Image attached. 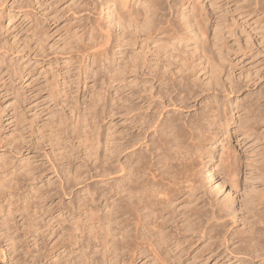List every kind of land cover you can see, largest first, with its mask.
Returning a JSON list of instances; mask_svg holds the SVG:
<instances>
[{"label": "rangeland", "instance_id": "rangeland-1", "mask_svg": "<svg viewBox=\"0 0 264 264\" xmlns=\"http://www.w3.org/2000/svg\"><path fill=\"white\" fill-rule=\"evenodd\" d=\"M135 1L132 0L130 3L134 2L138 5V1ZM204 1L203 4L201 0L199 1L198 11L201 8L200 12L205 18L209 13L208 19L202 18L203 20H201L208 28L209 38H213L217 28L214 25L220 26L222 14L226 13L228 18L231 15L229 22L235 18L239 24H242L240 25L242 28L245 26L246 32H250L248 34H251L252 37L253 55L255 56L253 58L249 55V57L244 56L242 59L244 62L232 71L231 82H234L232 84L243 85L238 91L229 92V83L223 76L224 87L209 92V96L216 95L219 102L225 103V117L230 120V126L226 133L220 132L223 134H219L220 138L216 141L217 143L212 144L213 146L209 144L210 147L207 146L209 149L206 147L210 153L202 160L206 163L198 165L201 167V171L200 167L195 168L196 171L199 170L203 173L198 174L201 181L206 179V173L208 174L210 167V174L214 172V175L207 178V181H203L206 186L203 188V184L201 189L195 191L196 194L188 191L189 195L192 193L189 196L188 192L185 193L186 188H183L182 192H184H181V195H184V199L180 195V199L174 201L176 204H173V207H178L175 209L179 212L186 209L185 206L188 208L193 205L197 207L204 205L209 216H206L207 218L203 216L202 224L205 228L202 226L201 228L206 231L212 225H219V222H223V228H225L222 229L223 233L220 237L210 240H214L211 248H214L215 254L211 252L212 254L203 258V253L201 251L200 254L199 250L209 245L210 241L207 235H204L201 228L198 232L191 233L192 235L189 233L194 239L199 238L194 245V247L199 246L196 248L199 250L195 249L196 252L193 250L190 258L184 263L264 264V262H260L259 258L251 259L246 254L229 253V250L237 243L232 244L230 240L225 242L222 237L223 234L230 237L231 232L243 228L240 217H242L244 205L249 196L254 194V190L262 188L260 168L264 166V123L258 124L256 133L249 138L243 134L235 133L234 128L239 123L237 120L248 116V110H245L247 104L258 99L264 103V95L257 97V92L261 89L264 90L261 88L264 87V76L262 75L256 84L253 83L254 85L250 86H246L244 82L247 80L243 78L246 73L253 74L255 68L257 71L261 70L260 74H263L264 37L259 40L261 43L258 44L259 36H256V31H259L258 27L261 31L264 30V24L258 25L255 22L253 16L257 18V15L250 14L249 17L243 13L240 14V10H236L233 0L230 4L223 5V9H219L217 4L210 5L213 0ZM98 3L97 0H0V264H93V252L87 254L83 250L88 242V225L93 221L87 208L89 205L93 208V187L96 185L100 187L98 191L101 193L94 198V202L99 208H106L104 206L105 198L111 180L105 172L96 175L98 168H94V166L100 162L103 165L106 164L108 155L106 141L112 130L109 129L112 123L109 122L106 115L107 104L109 94L112 93L114 96L116 93V91L110 90L104 73V65H102L109 59L104 60L105 53H107V57H110V53L113 51V49L112 51L109 49L112 45L110 38L108 39L111 28L110 19H108L110 17H108L105 6H99ZM185 4L187 5L186 2ZM184 5V8L180 9L181 13L179 11L176 13L164 11L165 15L167 13L166 18L175 21L179 20L181 14L186 15L188 12L182 11L186 8ZM204 5L207 10L203 9ZM224 9L225 11H223ZM218 11L221 13L219 14ZM232 14L236 16L233 17ZM241 17L245 18L243 22ZM252 19L254 20L252 21ZM183 20L186 22L185 19ZM183 20L180 18L179 23H185ZM219 21L220 23H217ZM176 22L178 23V21ZM181 26L185 30H182L183 33L189 32L184 27L185 24ZM242 28H238V30ZM116 31L121 33L120 28ZM187 35L183 34L184 39L170 41V43H166L162 38L161 42L159 40L153 44L150 43V46L160 44L159 52L172 54L171 60L178 62L181 57L186 58L185 56H187L189 44L186 41ZM240 35L244 41L245 34ZM230 42V45L235 44L233 41ZM90 43L98 44L90 49H93V54H95L93 56L87 55ZM136 44L126 45L128 54H131V48V50H136L142 46L141 42H139L140 45ZM142 44L144 45V42ZM127 47L130 49L128 50ZM122 49L124 51L125 46ZM81 50L85 53L82 54ZM114 50L119 52L120 48L115 47ZM117 57L120 58L122 55L116 53ZM84 70L87 72L86 77H84ZM196 74L194 76L200 77L202 73ZM201 78L203 80L204 75ZM131 80V75H128L126 82L116 83L119 97H124L128 87L134 84V81ZM201 100L191 102L194 106L187 111L183 110V112H187V115L182 112L185 119L188 118V115H194L197 110L199 111L198 107L203 104ZM166 103H168L167 100ZM235 104H238V108ZM169 105L166 107L169 113L178 112L176 108H173L174 106ZM80 110L81 112H79ZM190 111L193 114H190ZM80 113L82 116L84 115V118L86 116L88 118L95 117L94 120L87 119L90 124L88 121L85 123L88 128L90 126L95 129L93 131H96V136L99 139L97 148V157L99 158L96 160L93 159V147L90 146L88 136H86L88 134H83L87 130V125L84 122H80L79 126L75 124L77 123V114ZM91 113L93 116L90 117ZM121 121L119 118L116 120L115 128L119 131ZM119 131L116 132L118 141H120ZM83 136H85L84 139H82ZM85 139L87 140L85 141ZM225 155H229L231 159L239 160V170L233 171L236 174L230 173L233 176L226 175L222 169L221 159ZM119 159L122 161L123 157L120 156ZM102 168L104 169V166ZM222 181L223 185L220 184ZM224 202H231L232 205L230 203L229 205L233 206L235 212H231L229 217L211 218L210 215L215 214L217 208L222 207ZM177 218L180 220L181 215ZM234 219H236L235 222ZM179 222L178 224L181 223ZM170 224L168 228H171L173 233H177L176 227H172L176 225V222ZM260 224L257 225L261 227L262 224ZM174 229L175 231H173ZM142 261L138 264L144 262L148 264V261Z\"/></svg>", "mask_w": 264, "mask_h": 264}, {"label": "bare ground", "instance_id": "bare-ground-1", "mask_svg": "<svg viewBox=\"0 0 264 264\" xmlns=\"http://www.w3.org/2000/svg\"><path fill=\"white\" fill-rule=\"evenodd\" d=\"M97 1L99 6H105L108 17H110L108 19H110L111 28L108 25L110 28L108 39L110 38V44L112 45L109 49L111 51L113 49V51L110 53V57H107V53H105L106 55L101 54L106 56L104 60L109 58L102 65H104V73L110 90L112 89L116 93L113 92L114 96H112V93L109 94L107 104L106 115L109 118V122L112 123L109 128L112 130L108 134L109 137L106 141L108 143V155L107 158L105 157L106 164L103 165L100 162L95 165V163L94 168H98L96 175L105 172L111 182L109 181V189L105 198L104 206L106 208L103 209L99 208L94 202V198L101 193L98 191L100 187L98 185L93 187V208L90 205L87 208L93 221L88 225V242L86 245L84 244L83 250L87 254L93 252V264H138L142 260L148 261V264H183L185 260L190 258L191 253L194 252L193 250L199 247H194L199 238L194 239L191 233L198 232L201 226L204 227L202 224L204 222L203 216L207 218L206 216H209V213L203 204V206L198 207L196 205L188 208L185 206L186 209L179 212L175 209L178 207H173V204H176L174 201H177L184 192H182L183 188H186L185 193L192 191L194 192L193 194H196L195 191H198L203 186V181H207V178L214 175V172L210 174L211 167L209 166L210 171L208 170V174L206 173L207 177L204 173L207 180L204 178L201 181L198 178V174L200 175L201 173V164L204 165L206 163L202 162V160L210 153L208 147L219 140V134H223L220 132L226 133L228 131L230 120L225 117V103L219 102L220 100L216 95L209 96V92H214L224 87L223 76L226 82L228 81L229 83V92H236L243 86L241 84H232L234 82H231V74L234 68L244 62L242 60L244 56L249 55L251 58L255 56L253 55L254 44H252V37L250 36L251 34H248L250 32H246L247 30L244 29L245 26L242 28L240 26L242 24H239V21L235 20V18H232V21L229 22L231 13L229 18L224 13L222 14L223 16L221 15L220 26H217L218 24L214 25L217 28H214L213 38L210 39L208 28L204 24L205 22L202 23L201 21L203 20L202 18H205L200 12L201 8L198 11L200 0H186L187 5H184V0H137L138 5L134 4V2L131 4L132 0ZM208 1L210 2V0ZM233 1L236 4V10H240V14L243 13L249 17L250 14L257 15V18L253 16L255 22L258 25L260 23L264 24V0ZM203 2L205 3L204 0H201L202 4ZM230 2L231 0H213L209 4L212 6L217 4L219 9H221L223 5H228ZM94 3L96 2L94 1ZM183 5L186 8L182 11H187L188 13L186 15L181 14V17L178 18L179 20H175V15L173 20L178 21V23L166 18L167 13L165 15L164 11L180 12L181 7L184 8ZM204 6L203 9H206V6ZM218 12L219 14L221 13L220 11ZM208 15L209 13L207 14V19ZM180 18L186 20V22L183 20L185 23H181L185 24L184 27L189 31L187 32L188 35L186 32H182L184 29L181 26L182 24L179 23ZM244 19H241L242 22ZM217 23H220V21ZM119 28L121 33L116 31ZM238 28L242 29L238 30ZM258 30V32L256 31V36H259V41L264 37V30L261 31L259 27ZM239 33L245 34V42L242 41ZM183 34L187 35V38H185L189 42L187 46L188 52L187 56H185L186 58L181 57L178 62L171 60L172 54L170 55L167 52L160 53L158 50L161 46L160 44H155L153 47L150 46V43L153 44L159 40L161 42L162 38L166 43L184 39ZM230 41H233L235 44H232L235 46L230 45ZM139 42H141L142 46L139 49L135 48L137 51L131 50L132 48L130 49L129 47L132 52L128 54L126 45L129 46L131 43L133 45L139 44ZM143 42L144 45L142 44ZM90 45H88L89 51L86 50L87 55L93 56L95 55L93 54V49H90L98 44L93 45L90 43ZM124 46L125 49L123 51L122 48ZM115 47H119L120 51L116 52L114 50ZM97 49L94 50L96 51ZM83 53L85 52L82 51ZM116 53H119L122 57L116 58ZM118 58L119 61H117ZM100 62L102 63V61ZM120 64L122 65L120 66ZM260 71L255 68L253 74L246 73L243 75V78L247 80L244 82L246 86H250L253 83L256 84L257 80L262 78V75L264 76V71L263 74H260ZM84 72V77H86L87 72L85 70ZM200 72L202 73L200 77L194 76ZM128 75H131V81H134V84L130 85V87L126 86L128 87L126 95L119 97L116 83L126 82ZM203 75L205 78L202 80L201 77ZM263 95V89L257 92V97H263ZM198 99H202L203 103H200L202 106L198 107L200 108L199 111H195L194 115H188V118L185 119L182 114L183 110L187 111L193 107L194 105L191 102L198 101ZM166 100L168 103L165 104ZM258 100L251 101L245 106L246 109H244L248 110V116L237 120L239 123L237 122L238 125L235 127L236 129L234 128L235 133L243 134L246 138H249L256 133L257 125L264 123V103ZM169 104L174 106L173 108H176L178 112L169 113L166 110ZM236 108H238V104ZM92 113L89 115L90 117ZM183 113L187 115V112ZM190 114L193 113L191 112ZM77 115H75L78 117L76 118L77 123L74 122L77 126H79L80 122L85 123L89 119L94 120L95 118H88L87 116V118H84L81 113ZM117 118L120 121L122 120L121 124L119 122L120 131L115 128ZM84 127L85 125H83ZM86 128L87 130L84 129L88 133L83 130V134H88L86 136H88L90 146L93 147V159L96 160L99 158L97 157L99 139L96 136V131H93L95 129L90 128V126L88 128V125ZM218 128L221 129L219 130ZM118 131L120 141H118L119 139L116 135ZM209 144L210 146H208ZM120 156L123 157L122 161L119 159ZM221 162L222 169L226 175L231 172L234 174L239 170V160L231 159L229 155L223 156ZM103 166L104 169L102 168ZM197 167H200V171L197 169L199 173L195 170ZM260 175L262 188L254 190V194L249 196L247 203L244 205L242 217H240L243 228L231 232L229 234L230 237L226 236V234H223L224 236L222 235V237L225 242L230 240L232 244L237 243L235 247L229 250V253L235 255L246 254L251 259L255 257L259 258L260 262H264V166L260 168ZM205 184L203 188L206 186ZM220 184L223 185V181ZM189 193L187 194L189 195ZM187 194L186 196L188 197ZM182 199H184V195ZM229 203L232 205L231 202H224L222 207L217 208V213H212L210 217L213 219L229 217L231 212H235V209ZM179 215H181L180 220L177 218ZM235 221L236 219H234ZM175 222L176 225L172 227H176L177 233H173L171 228H168L171 225L170 223ZM259 223L262 224H260L261 227L257 225ZM223 224V222H219V225H210L211 227L208 230L206 229V231L201 229L210 241L220 237L221 233H223L222 229L225 228H223ZM213 242L214 240L210 241L209 245L207 243L208 246L205 248L203 246L204 249L202 250L196 249L199 250L200 254L202 251V258L211 252L214 253V248H211ZM9 243L12 244L11 241ZM194 254L196 255V253ZM143 264H147V262Z\"/></svg>", "mask_w": 264, "mask_h": 264}]
</instances>
